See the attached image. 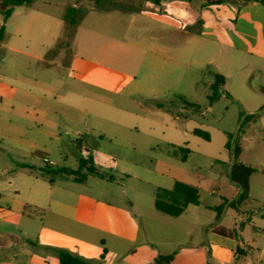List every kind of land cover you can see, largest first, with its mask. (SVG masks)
Instances as JSON below:
<instances>
[{
  "label": "rangeland",
  "instance_id": "1",
  "mask_svg": "<svg viewBox=\"0 0 264 264\" xmlns=\"http://www.w3.org/2000/svg\"><path fill=\"white\" fill-rule=\"evenodd\" d=\"M80 1L77 7L84 16L74 36L59 45L64 24L58 29L62 38L43 61L49 68L45 79L61 93L58 100L79 101L80 76L72 69L77 53H99L100 63L118 73L113 72L112 78L120 81L125 73L137 75V80L123 92L120 82L113 85L112 78L103 79L102 90L95 91L103 96V103L111 100L117 108H101L97 117L84 119L71 109L69 120L59 122L53 138L30 119L17 115L24 138L17 140L16 147L0 137V197L17 195L28 202L17 235L24 230V241L46 254L57 257L52 250L63 249L93 264H150L160 253L194 244L206 250L207 234L221 226L231 230L243 249L254 239L261 248L264 232L257 227L264 223V112L258 120L245 118L264 105V62L247 57L236 68L221 58L211 61L217 53L215 46L198 39L204 0H162L160 5L145 0H106L101 7L91 0ZM74 3L34 0L30 7L36 14L49 16L48 28L55 30L54 19H63L66 7ZM127 9L137 16L133 18ZM19 16L16 12L9 21L7 30L12 35ZM35 33L40 40L45 35L40 30ZM150 43L164 44L160 46L165 49L162 67L154 68L156 53ZM6 52L9 59L17 55ZM216 74H222L226 82L219 89L220 97L211 102ZM63 75L65 83H57ZM195 129L209 139L196 135ZM39 143L50 151L46 152V146L39 150ZM235 145L241 147L238 161L256 169L250 178V203L225 206L221 221L216 220L215 210L203 206L192 205L180 217L156 209L158 188H171L175 180L197 186L207 205H219L220 197L237 199L238 188L229 178ZM173 146L191 150L185 162L179 151L178 155L168 152ZM43 155L53 164L46 163ZM87 156L104 177L86 170L82 173L87 179L77 182L75 175L54 174L64 167L77 170L80 158ZM34 187L44 191L47 199L80 207V221L72 212L60 217L32 205L29 199ZM202 253L207 256V251Z\"/></svg>",
  "mask_w": 264,
  "mask_h": 264
},
{
  "label": "crops",
  "instance_id": "2",
  "mask_svg": "<svg viewBox=\"0 0 264 264\" xmlns=\"http://www.w3.org/2000/svg\"><path fill=\"white\" fill-rule=\"evenodd\" d=\"M73 1L75 3L72 6H78L77 3L81 2ZM132 10L127 9L126 11L131 12L133 18H135L137 13ZM16 12L20 13V16L17 18L16 30L12 35L7 29L10 19ZM65 12L63 19H54V24L57 27L55 30L48 28L49 16L34 13L30 6L15 7L11 17L6 22L3 15L0 14V27L5 25V31L7 30L5 35L2 38L0 37V137L12 141L16 147L17 140L24 138L22 137L24 132L20 131V124L17 123V115L30 119L35 127L38 129L43 128L40 130L42 133L49 138H53L60 128L59 122L69 120L71 109L78 111L80 114L79 119H84L86 116L91 117L94 115L97 117L101 114L99 113L101 108H107L108 110L117 108L111 100L103 103V96L95 91L101 89V81L112 78L111 75L114 72L100 63L99 58L102 55L99 53L87 54L86 56L80 55L81 53L79 55L78 53L75 54L76 59L72 63V69H77L80 76L77 85V96L79 98L77 103L58 100L61 93L54 88L52 81L48 82L45 79L49 68L48 63L43 61L48 56L49 50H52L53 46L62 38L59 30L65 24ZM200 17L201 25L198 39L210 44V47L215 46L217 50V53L211 57L212 62H217V59L221 58L226 62H232L236 68L247 57L264 62L263 3L250 2L244 5L232 1L218 4L202 3ZM35 30H40L45 34L41 40ZM157 41L159 40L157 39ZM150 45L151 51L156 53L153 58L157 62L153 65L154 68L162 67L161 63L164 62L162 54L165 49L160 46L164 44L150 43ZM8 50L17 55H12L9 59L6 52ZM107 57H111V55H107ZM74 62H77L75 66ZM255 67L263 71L261 66L255 65ZM221 73L226 78L229 77L225 71H221ZM114 74L118 73L114 72ZM64 77L63 75L60 79H56V82L64 84ZM120 77V81L113 77L112 84L116 85L117 82H120L119 89L123 92L132 82L137 80V75L122 73ZM152 92H156V89H153ZM8 113L10 116L7 115ZM109 113L111 114V111ZM83 124H87V121L84 120ZM99 137L103 138L104 134L100 133ZM38 146L39 150L46 146V152L50 151L49 146L45 144L42 146L39 143ZM44 158L52 162L45 155H43V160ZM176 181L180 180H175L172 184L174 185ZM33 192L34 196L29 199V202L35 207L42 208L50 214L55 213L60 217H65L67 213L72 212L74 219L80 221L83 213L80 207L72 206L62 199L51 197L47 199L45 192L36 187L33 188ZM48 193L52 195V190H48ZM225 200H228V198L220 197V204L211 206L201 201L200 194V205L194 206L212 209V207L223 204ZM248 203H250V199L247 201ZM26 204L28 202L18 198L17 195L7 196V198L0 197V264H60L59 258L56 256L46 254L37 245L33 247L31 243H27L28 241L25 242L26 233L24 230L19 232L20 237L17 235L16 230L20 228L21 221L25 217ZM221 218L218 221H221ZM249 219L250 217L247 218V220ZM236 221L240 222V219L236 218ZM257 231L264 232V223L257 227ZM186 232L189 236L193 235L192 230ZM214 232L216 234H207L209 246L206 250L201 249L198 244H194L191 247H181L175 251L160 253V255L173 254L174 258L169 264H264V242L260 248L255 245L257 239H254V245H247L248 248L243 249L237 242L238 238L233 236L231 230L226 227L221 226ZM40 243L48 246V243L41 240ZM102 244H105L103 239ZM239 248H241L240 253H238ZM204 251H207V256L202 253ZM202 257L203 260H201ZM156 258L157 256L153 257L150 264H157L155 262ZM248 258H251L250 262L247 261Z\"/></svg>",
  "mask_w": 264,
  "mask_h": 264
},
{
  "label": "trees",
  "instance_id": "3",
  "mask_svg": "<svg viewBox=\"0 0 264 264\" xmlns=\"http://www.w3.org/2000/svg\"><path fill=\"white\" fill-rule=\"evenodd\" d=\"M79 2L80 0H75ZM97 6H102L106 0H91ZM154 5H160L162 0H145ZM225 1H232L240 5L248 4L250 2H261L264 4V0H204V4H218ZM34 0H0V13L3 15L4 21L6 22L12 15L14 8L19 6H31ZM83 9L78 8L77 6H69L66 9L64 20H65V34L62 38L59 45H63L67 40H71L74 36V33L77 30L78 24L81 19V14ZM5 25L0 27V37L2 38L5 35ZM225 84V77L221 74H216L215 83L212 86V94L210 95V101L215 102L219 97V89L222 85ZM190 105V104H189ZM195 106V105H191ZM264 112V106L255 114L247 116L245 119L258 120ZM244 119V120H245ZM242 131V130H241ZM194 133L205 139H209L208 135L200 129H195ZM227 147H231L230 141L227 143ZM178 151L181 153L180 158L185 162L188 158V154L191 150L186 146H181L177 149L176 146H173V149L170 150L173 155H178ZM234 152V161L231 166L230 171V180L236 185L239 189V195L237 199L229 201L225 200L223 204L217 207H212L213 210L217 212L216 219L220 220L223 209L225 206L236 208L247 203L250 199V178L253 173L256 172V169L252 166L246 165L238 161V157L241 153V147L235 145L233 148ZM88 171L90 174L104 177V174L99 172L95 167L93 159L91 156L81 157L80 158V167L77 170H70L68 168H61L60 170L54 171V174L57 173H68L75 175V180L82 182L86 180V175L82 171ZM47 174H50V171H45ZM110 180L113 179V176L109 177ZM53 182L54 179L52 178ZM190 205H200V192L197 186H194L189 183L182 181H176L172 188L159 187L157 190L155 207L156 209L166 215L172 217L181 216L185 210ZM57 257L59 258L60 264H92L91 262L85 260L84 258L71 253L70 251L63 249H53ZM241 252V248L238 249V253ZM104 253H107L104 249ZM174 258L173 254L170 255H160L155 259L157 264H169Z\"/></svg>",
  "mask_w": 264,
  "mask_h": 264
},
{
  "label": "built area",
  "instance_id": "4",
  "mask_svg": "<svg viewBox=\"0 0 264 264\" xmlns=\"http://www.w3.org/2000/svg\"><path fill=\"white\" fill-rule=\"evenodd\" d=\"M44 161H45L46 163H50V164H52V162H50L47 158H44Z\"/></svg>",
  "mask_w": 264,
  "mask_h": 264
}]
</instances>
